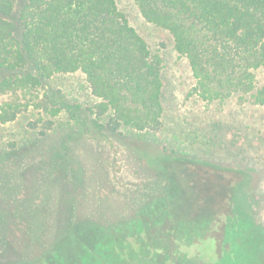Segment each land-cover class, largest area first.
I'll return each mask as SVG.
<instances>
[{"label": "rangeland", "instance_id": "374dc122", "mask_svg": "<svg viewBox=\"0 0 264 264\" xmlns=\"http://www.w3.org/2000/svg\"><path fill=\"white\" fill-rule=\"evenodd\" d=\"M115 1L151 49L160 51L161 130L99 132L89 111L74 124L63 111L51 116L32 104L0 124V264L41 257L49 264H97L86 256L103 248L106 230L145 216V208L162 199L171 206V221L148 233L164 234L172 262L204 251L225 254L229 234H244L235 241L234 258L264 264L263 231L250 230L246 221L264 228V102L256 101L259 93L264 99V68L255 72L252 90L203 100L171 36L146 23L131 0ZM45 91L83 111L98 103L81 73L44 81L35 99L43 100ZM18 97L29 98L7 93L0 105ZM72 232L81 257L63 247ZM58 246L59 256L51 257Z\"/></svg>", "mask_w": 264, "mask_h": 264}, {"label": "trees", "instance_id": "16d2710c", "mask_svg": "<svg viewBox=\"0 0 264 264\" xmlns=\"http://www.w3.org/2000/svg\"><path fill=\"white\" fill-rule=\"evenodd\" d=\"M19 1L0 0V97L13 93L29 98L1 103L0 124L14 121L32 104L51 116L63 111L74 124L89 111L87 116L99 132L161 130L160 51L151 49L115 0H27L21 6ZM131 1L146 23L171 36L174 50L188 60L195 90L203 100L222 101L252 90L255 72L264 68V0ZM70 73L85 76L98 99L96 105L83 111L47 91L43 100L35 99L44 81ZM256 101L264 102L260 93ZM145 209V216L138 215L117 230L107 229L99 241L103 248H96V254L86 252V247L81 251L97 264H176L162 240L164 234L148 233V228L171 221L169 202L154 200ZM246 221L250 230L263 231L264 238V228ZM72 234L63 247L81 257L78 238ZM244 236L229 234L227 243L232 246L225 254L212 257L204 251L177 264H243L234 256L235 241ZM61 248L54 247L50 256L58 257ZM25 264L49 262L41 257Z\"/></svg>", "mask_w": 264, "mask_h": 264}]
</instances>
